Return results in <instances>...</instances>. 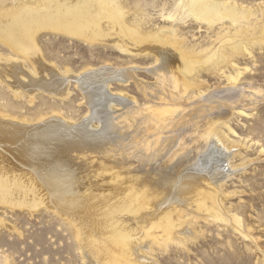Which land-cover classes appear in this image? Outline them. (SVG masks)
Listing matches in <instances>:
<instances>
[{
  "label": "rangeland",
  "instance_id": "rangeland-1",
  "mask_svg": "<svg viewBox=\"0 0 264 264\" xmlns=\"http://www.w3.org/2000/svg\"><path fill=\"white\" fill-rule=\"evenodd\" d=\"M118 2L124 21L131 23L136 19L134 29L137 30L138 27L137 33L141 37L159 33V36L167 37L166 50L172 54L184 50V57L181 60L177 58L179 67L181 62L186 66L184 70L180 67L181 74L176 70L173 74L159 71L160 60L154 53L136 51V48L145 44L142 43L145 39L135 40L129 37L122 41L120 37L114 36L116 28L108 27L112 16L106 15L107 18L103 16L102 21L100 20L104 26L101 34L103 38L95 37L94 42H85L81 38H70L56 32L47 34V30L43 31L45 33L39 32L37 37L42 55L55 70L68 77H77L82 73L106 67L128 70L131 78L109 81L107 87L102 89V97L98 96L99 92L95 90H83L76 84L75 79L71 78L67 93L61 98L41 91L34 92V97L27 91L15 94L0 78V116L27 125H35L52 117H62L66 122L78 124L89 116L96 107L95 104L99 103V100H96L91 105L89 99H122L127 105L122 106L114 101L112 116L121 131L125 132L126 127L131 126L129 131H132V135L118 152L115 150L108 154L113 156L112 159L105 157L104 160L123 162L121 169L134 175L137 171L136 175L144 174L150 176L151 180L158 170L168 169L180 158L181 155H178L170 163H166L175 151L179 150L180 154L190 151V156L195 155L204 144L203 136L200 135L214 122L221 139L220 147L228 155L223 165L228 169V175L216 186L213 209L205 212L201 207L202 199L198 200L201 204L199 208H195V203H192L190 208H182L181 221L185 223L183 225L189 233L176 234L180 241H175L177 244L173 243L167 249L154 246L148 251L147 248H142L141 251L147 256L140 264H264V41L260 42L264 40V34L259 37L261 39L246 38V41H243L244 46L240 45L241 49L232 50L230 53L225 49L227 42L218 40L219 42L212 43L215 33L219 32V26L229 20L223 19L210 29L205 23L196 20L194 11L187 9V0ZM226 2L252 10L254 16L248 18L250 24L257 20H261L259 24L264 23V0ZM17 3L15 0H0V20L4 19V10L10 11ZM169 28L174 29L175 33L170 34ZM98 38L100 39L97 40ZM4 45L0 40L1 60L12 58L17 59V63L22 61L14 51L12 54V50ZM219 46L231 56L237 54L233 59L234 67H224V74L215 69L217 56L207 59L204 64L202 61L198 63V57L202 55L199 53L201 48L211 47L216 50ZM124 47H131L132 54L121 50ZM204 53L206 56L207 53ZM203 55L201 60L206 58ZM4 61H0V64ZM23 66L31 76L36 75L31 62L25 60ZM236 70H241L242 74L236 78L237 85L229 80V76L235 75ZM182 75L186 81L191 82L189 90L183 91L180 81ZM39 76L43 77L40 74ZM219 95L224 96L222 100L226 101L228 106L216 108V105L208 102V96ZM226 95L231 97L228 99ZM162 112L163 116L172 112L173 122L169 125L170 121H167L166 129L154 132L153 118ZM175 135L177 138L170 154L156 158L157 161L153 158L157 152L152 151L148 160L144 157L146 143H151L153 149V142L158 136L161 139L159 138L155 149L161 148L165 139ZM183 148L184 150L180 151ZM76 156L75 153L71 154L73 159ZM81 156L75 160H81L83 162L79 164L82 166L85 163L83 166H87L88 159H80ZM208 205L206 206L211 207L210 203ZM33 211L26 207L4 206L0 203V264H100L95 263L93 258L89 261L85 257L78 245L74 228L66 221L43 206H38ZM123 215L132 217L130 213ZM235 227L239 228L241 233L237 232ZM181 238H184L183 242Z\"/></svg>",
  "mask_w": 264,
  "mask_h": 264
},
{
  "label": "bare ground",
  "instance_id": "bare-ground-1",
  "mask_svg": "<svg viewBox=\"0 0 264 264\" xmlns=\"http://www.w3.org/2000/svg\"><path fill=\"white\" fill-rule=\"evenodd\" d=\"M15 1L20 2L17 3L18 6L16 4L17 7L10 11L4 10V19L0 20V40L4 42V46L7 45L12 50V54L14 51L22 60L17 63V59L10 58L5 61L0 59L4 61L0 64V78L15 91V94L27 91L33 95L34 92L41 91L61 98L67 93L69 80L73 78L83 90L87 89L89 92L95 90L99 92L97 95L102 97V89L107 87L109 81H124L131 78L128 70L106 67L82 73L77 77H68L55 70L42 55L37 37L39 32L47 30V34L56 32L91 42L95 37L103 38L101 34L104 26L100 20L106 15L112 16L108 27L116 28L113 35L120 37L122 41L129 37L135 40L145 39L142 42L145 44L136 48V51L154 53L160 60L159 71L173 74L176 70L181 74L179 71L186 67L181 62L180 70L177 60L184 57V50L178 54L166 50L165 35L161 37L158 33L141 37L137 33L138 27L137 30L134 29V24L137 23L135 18L131 20L132 24L130 21H124L118 0ZM186 6L190 11H194L197 21L205 23L210 29L223 19L229 20L226 22L228 25L222 23L219 26V32L215 33L212 43L218 40L222 43L227 42L225 49L230 53L232 50L241 49L240 45L244 46L243 41H246V38L261 39L259 37L264 34V23L259 24L261 20L250 24L248 18L254 16L253 11L235 3L231 4L226 0H187ZM169 29L170 34H173L174 29ZM262 41L264 40L260 42ZM130 48L124 47L121 50L132 54ZM210 48H201L199 53L207 54L203 55L206 57H202L204 60L200 59L202 55L198 57V63L204 64L207 59L217 56L214 63L216 71L224 74V67H234L233 59L237 54L231 56L223 48L221 50L220 46L216 50ZM25 60L31 62L37 77L31 76L24 68ZM240 71L236 70V74L229 76V80L235 82L236 78L242 75ZM8 79L12 81H7ZM180 81L183 91L189 90L191 82L186 81L183 75ZM220 95L208 96V102L216 105V108L228 106L226 101L222 100L224 96ZM230 97L226 95V98ZM107 98L89 99L91 105L96 100H99V103L95 104L96 107L92 109L91 114L89 113L90 115L78 124L66 122L62 117H52L35 125H27L0 116V203L4 206L26 207L30 211L38 206L49 209L74 228L78 245L89 261L93 258L95 263L100 264H140L147 256L141 251L142 248H147L148 251L154 246L167 249L171 244L180 241L176 234L189 233L181 221L182 208H190L193 206L192 203L197 206L195 208H199L198 200L202 199L200 205L205 212L213 209L216 186L228 175V169L223 166L228 155L220 147L219 131L213 122L205 127V131L203 130V134L200 135L203 136L204 144L195 155L190 156V151L181 154L179 150L175 151L166 163H170L178 155H181L180 158L168 169L158 170L152 180L150 176L144 174L136 175L137 171L134 172L135 175L125 171L120 168L123 162L114 163V160L111 162L104 158L112 159L113 156L108 154L115 150L118 152L123 143L131 138L132 131H129L131 126L126 127L125 132L121 131L111 110L114 101L122 106H126L127 103L119 98ZM171 113L166 116H163V112L158 115L155 113L152 122L154 132L166 129L167 121H170L169 125L171 121L173 122L174 117ZM146 135L148 136L147 133ZM159 138L157 136L153 142V149L151 143L144 142L146 143L144 157L147 160L152 151L158 153L153 155L154 159L170 154L177 136L165 139L161 148L155 149ZM74 153L77 154V158L82 155L80 159H88V165L83 166L84 163L82 167L79 163L83 161L78 162L75 160L76 157L74 159L71 157ZM208 203L211 207L206 206ZM125 213H130L132 217H125L123 215ZM234 229L240 232L239 228ZM183 240L184 238H181L182 242Z\"/></svg>",
  "mask_w": 264,
  "mask_h": 264
}]
</instances>
